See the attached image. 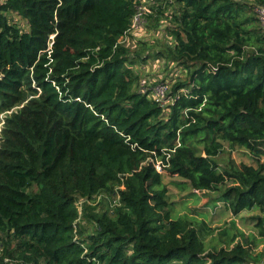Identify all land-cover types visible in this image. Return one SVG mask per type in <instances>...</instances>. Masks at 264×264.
<instances>
[{
	"label": "trees",
	"instance_id": "trees-1",
	"mask_svg": "<svg viewBox=\"0 0 264 264\" xmlns=\"http://www.w3.org/2000/svg\"><path fill=\"white\" fill-rule=\"evenodd\" d=\"M140 5L0 2V264H250L246 244L207 251L206 221L173 219L152 161L181 190L219 193L234 216L264 213V0L145 4L148 25L171 24L154 51L159 39L131 33ZM150 59L188 74L171 75L168 105L142 92L135 67ZM226 148L256 166L220 171ZM102 195L104 211L87 204Z\"/></svg>",
	"mask_w": 264,
	"mask_h": 264
},
{
	"label": "rangeland",
	"instance_id": "rangeland-1",
	"mask_svg": "<svg viewBox=\"0 0 264 264\" xmlns=\"http://www.w3.org/2000/svg\"><path fill=\"white\" fill-rule=\"evenodd\" d=\"M2 1L4 0H0V2ZM159 4H162V2L159 1ZM258 10L259 9H257L256 12H258ZM9 19L17 22L23 29L27 30L25 22L19 17L12 15ZM169 20L170 19L162 18V23L155 27L154 22L150 19L151 26L147 24L149 21H146L141 31H137L135 36H137V34L141 35L140 37L143 40H146L151 44L155 39H159L157 45H149L148 48L151 51H154L155 49L163 50L170 39L166 37L165 31L160 35H158L157 32L162 31V27L166 28L168 25L170 26L171 24L169 23ZM132 46L133 48H136L137 42H133ZM142 51H145L142 56H147L150 53L149 50ZM135 68L141 71V84L145 81L146 87L149 88L160 82H165L170 85L169 94H171V90L175 85L174 83L184 81L188 78V74L184 68L181 69L178 66L174 68L173 65H167L166 59H150L146 64L136 65ZM171 75L175 77L176 82ZM5 118V114L0 116V143L2 138L1 130L3 129ZM216 161L220 166V171L227 169L231 161H235L238 164L244 163L256 166L253 157H251L249 152L245 149H236L231 152L226 148L225 152L221 154ZM162 175L163 182L169 191V200L173 203V219L180 217L197 222L206 221L207 224L214 229V232L205 239V247L207 251L218 250L221 248L230 250L238 243H244L250 250V264H264V235H261V230L257 226L259 223L258 218H264V213L259 212V210H253L246 211L239 216H234L225 207L223 201L220 199L221 195L219 193L195 191L190 187L186 190H181L175 185V183L181 182L182 179L179 177H169L165 173H162ZM108 202L109 200L105 198V195H102L101 197H98L94 203L88 201L87 204L97 206L96 211H104L106 207L102 204ZM85 203L86 201L84 200L77 202L81 215H83ZM110 209L112 210L113 208ZM81 224L83 226L86 225V228H91V226L87 225L84 221H82Z\"/></svg>",
	"mask_w": 264,
	"mask_h": 264
},
{
	"label": "built area",
	"instance_id": "built-area-1",
	"mask_svg": "<svg viewBox=\"0 0 264 264\" xmlns=\"http://www.w3.org/2000/svg\"><path fill=\"white\" fill-rule=\"evenodd\" d=\"M141 1V5L136 8V14L134 15L132 26H131V33L133 31V36L135 38H141V35L135 36L137 31H141L143 28L145 22H148V19L146 18L148 13V8L145 6L147 5H154L156 4L157 0H139ZM258 16L259 19L262 21V24L264 26V9L258 10ZM148 24V23H147ZM133 44V42H132ZM146 82L143 81L141 84V89L143 93L149 92L150 97L156 102L159 103L162 106L168 105L170 102H172V98L170 97V85H168L165 82H160L158 84H155L153 86H150L149 88L146 87ZM184 93H188V90H182ZM155 165V168L158 173L162 174L164 173V165L159 160L152 161ZM78 207V206H77Z\"/></svg>",
	"mask_w": 264,
	"mask_h": 264
}]
</instances>
